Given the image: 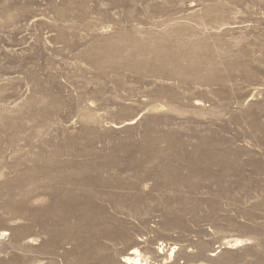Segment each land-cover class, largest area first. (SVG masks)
<instances>
[{
    "label": "rangeland",
    "instance_id": "1",
    "mask_svg": "<svg viewBox=\"0 0 264 264\" xmlns=\"http://www.w3.org/2000/svg\"><path fill=\"white\" fill-rule=\"evenodd\" d=\"M135 248L264 264V0H0V264Z\"/></svg>",
    "mask_w": 264,
    "mask_h": 264
},
{
    "label": "bare ground",
    "instance_id": "2",
    "mask_svg": "<svg viewBox=\"0 0 264 264\" xmlns=\"http://www.w3.org/2000/svg\"><path fill=\"white\" fill-rule=\"evenodd\" d=\"M244 243V241H242V240H240V239H235V240H233V241H230L229 243H228V246H227V248H236V247H238V246H240V245H242ZM163 243L160 245V248H158V250H159V252L160 253H164V249H163ZM177 248H171L170 249V251H169V253H168V258H167V260L168 259H171L172 260V258L174 257V255H175V250H176ZM214 256H216L215 254H212L211 255V257H214ZM123 262H124V264H151L148 260H146L145 258H144V256L142 255V253H141V251H139L137 248H135V249H133L130 253H129V255H127V256H124L123 257ZM198 264H207V263H205V262H201V263H198Z\"/></svg>",
    "mask_w": 264,
    "mask_h": 264
}]
</instances>
